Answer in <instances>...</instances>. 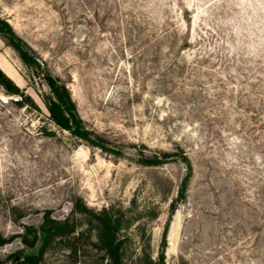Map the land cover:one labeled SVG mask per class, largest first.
Returning <instances> with one entry per match:
<instances>
[{
  "label": "rangeland",
  "instance_id": "rangeland-1",
  "mask_svg": "<svg viewBox=\"0 0 264 264\" xmlns=\"http://www.w3.org/2000/svg\"><path fill=\"white\" fill-rule=\"evenodd\" d=\"M0 19L105 147L53 120L42 72L0 34L20 89L0 86L1 235L50 210L77 231L41 264H106L94 244L117 239L124 264H264V0H0ZM77 200L115 230L72 212ZM41 242L1 246L2 264Z\"/></svg>",
  "mask_w": 264,
  "mask_h": 264
},
{
  "label": "trees",
  "instance_id": "trees-1",
  "mask_svg": "<svg viewBox=\"0 0 264 264\" xmlns=\"http://www.w3.org/2000/svg\"><path fill=\"white\" fill-rule=\"evenodd\" d=\"M0 34L10 46L18 51L20 57L24 60V62L33 68L34 72L37 74L42 72L40 71L41 61L38 60L36 53L26 43L18 38L11 26L2 19H0ZM42 77L51 93V97L48 98L47 101L50 103L49 108L53 120L58 125L71 130L76 136L88 139L90 144L105 149L103 140L100 139V137H91L90 131L86 130L82 125L80 118L75 113L71 104L70 95L66 86L50 72H42ZM12 80L0 68V86L7 92L20 94V89ZM21 100L28 101L30 100V97L21 95ZM16 102L21 103L19 100ZM168 157L169 154L164 153L163 158L167 159ZM161 160L157 158L147 159L145 160V163L157 165L163 162ZM186 182L187 181L185 180L179 189V199H182L185 194ZM72 212L85 214L91 219V221L98 222L101 227L110 231L115 230L114 225L104 214L95 212L93 209L83 204L80 200L74 202ZM23 216L24 214L19 213L16 220H19ZM22 228L23 231L21 233H16L8 237L0 234V247L12 242L16 238H19L25 246L34 248L39 242L40 232H42L41 246L38 253L26 254L23 259L20 257L17 261H14L17 255H10L13 259L12 264H41L44 254L56 243V241L69 239L74 236L77 231V225L73 217L68 216L64 219H57L52 216V212L50 210L44 212L43 221L39 228L32 224H23ZM123 244L124 242L122 239H117L112 243H96L94 245L99 251H104L106 264H124L122 259ZM162 246H165V241ZM71 250L75 251L76 247L72 246ZM3 262L4 260L0 258V264ZM141 264H163V262L161 259L155 261L151 258H147Z\"/></svg>",
  "mask_w": 264,
  "mask_h": 264
},
{
  "label": "built area",
  "instance_id": "built-area-1",
  "mask_svg": "<svg viewBox=\"0 0 264 264\" xmlns=\"http://www.w3.org/2000/svg\"><path fill=\"white\" fill-rule=\"evenodd\" d=\"M9 97L8 96H6V95H4V94H2V93H0V103H9Z\"/></svg>",
  "mask_w": 264,
  "mask_h": 264
},
{
  "label": "bare ground",
  "instance_id": "bare-ground-1",
  "mask_svg": "<svg viewBox=\"0 0 264 264\" xmlns=\"http://www.w3.org/2000/svg\"><path fill=\"white\" fill-rule=\"evenodd\" d=\"M179 221V220H178ZM178 223V222H177ZM176 222H174L173 224H172V226H171V232H170V236L172 237L173 236V234H175L174 233V231H175V229H176ZM170 238V237H169ZM171 240V239H170ZM172 243V242H171Z\"/></svg>",
  "mask_w": 264,
  "mask_h": 264
},
{
  "label": "water",
  "instance_id": "water-1",
  "mask_svg": "<svg viewBox=\"0 0 264 264\" xmlns=\"http://www.w3.org/2000/svg\"><path fill=\"white\" fill-rule=\"evenodd\" d=\"M19 259H20V257L19 256H16L15 259H14V261H17Z\"/></svg>",
  "mask_w": 264,
  "mask_h": 264
}]
</instances>
